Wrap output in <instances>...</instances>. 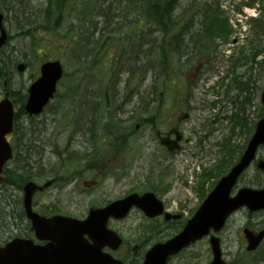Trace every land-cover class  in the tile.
<instances>
[{"label": "rangeland", "instance_id": "rangeland-1", "mask_svg": "<svg viewBox=\"0 0 264 264\" xmlns=\"http://www.w3.org/2000/svg\"><path fill=\"white\" fill-rule=\"evenodd\" d=\"M13 1L17 6H33L32 11H36L35 17L37 15L45 17L47 15L48 6L51 4L49 11L52 15L46 26L47 32L45 34L35 36L34 39L19 37L16 39V37H13L4 48V51L13 48L16 61H27L29 63L28 68L23 73H18L15 69H12V74L7 76V85L9 88L14 91L13 89L17 90L18 87H28L30 82L38 76L40 64L46 60H59L64 71V80L57 89L55 99L51 101L49 109L43 116L33 118L32 122L27 120L23 112L18 116L20 127L24 128L29 126L30 129H35V136L40 134L45 143L44 147L46 152H39L38 155L40 156L32 158L33 160L41 158L42 165H30L34 167L40 166L42 168L60 165L61 167L56 170H62L58 175L61 177L59 181L63 182L64 187L56 185L44 193L37 194L33 199L34 202H36L35 208L38 210H47L50 208L61 214L71 215L75 218H84L90 206L104 205L108 201L122 198L130 192L141 191L147 186L152 185V183L155 184L160 172L162 170H167V175L164 177V184H168L167 189H165V186L162 184H157V186H160L161 191L165 189V191L160 194V199L169 212L178 211L185 218H188L199 203L196 193L192 190L193 188H190L194 186L195 183L194 169H192L191 164H189L191 161V152H181L177 154L176 157L167 156V158L162 160L161 156L165 157L168 153L164 152V150L156 144L147 146L148 143H142L140 132L137 133L139 137L138 140L129 141L128 151L125 148H121L120 150L118 149L117 152H94L96 147L95 137L102 132L106 134L111 132L113 134L112 125L114 123L120 124L122 123L120 120H125L126 108L119 107L122 105L118 102H114L112 98L111 103H114L112 105L105 104L110 101L108 100L101 103V106L92 112L88 108V100L95 102L98 98L97 92L99 86L102 85L105 88L109 87V80L113 77V71L116 69V61L120 59L121 52V49L114 46H108L107 44L99 45L101 48L99 52L111 57L113 60L109 66L107 65L104 67L100 74H97V70L94 67L95 56H89L86 62L82 63L81 61V65H78V56L81 46L86 43L89 38H91L93 44L98 45L93 34L94 26L86 23L84 20V18L91 17L92 12L85 16L82 15V13H80L81 5L76 6L74 2L71 6L73 8L72 10L68 11L67 9L65 11H59L57 9L59 6L58 0H0V7L2 8L3 5L5 11H7V8L11 6ZM76 1L83 2L84 0ZM183 1L185 3H183ZM201 1H214L215 4H219V10L222 11L223 15L228 19L230 25L229 42L235 39L239 41V46L241 48L248 50L250 47L248 42L251 41L259 48L263 47L264 50V32H262L257 39V41L259 40L262 42L257 43L255 41L256 39L253 37V31L258 29V27H256L258 24H253L252 22L249 28L245 23V21L251 17L259 16V14L261 16L260 12L264 10V0H257L253 7H248L249 0H197L198 3ZM188 2L189 0H182V7L186 6ZM177 11L180 12L178 9ZM2 12L5 13L4 11ZM99 13H102V11H99ZM135 14L137 16L139 12L135 11ZM7 15L10 18V14ZM205 22L207 21L205 20ZM4 24L9 35H13L16 22L13 27L8 20L4 21ZM19 24L21 23L19 22ZM117 24L116 26L115 24L112 26L115 27L116 30L112 35L118 40L120 46L126 43L123 35L125 31H128L133 25H136L139 30L141 27L140 21H121L120 18ZM144 26L149 30L148 23ZM154 36H157L158 39L161 38L157 33ZM31 42H36V45L34 46ZM215 42V52L211 55V61L204 60L203 58L208 57L205 55L201 58L203 60L195 62V59H192L188 64H184L182 68L185 69V80H183L182 83L185 85L188 81L191 85H197V89H193L192 98H189L190 104L192 102L193 105L194 101H197L199 105L202 102L203 107H208L211 102H216L213 107L215 108L213 114L218 113V115H222L224 103L222 81L224 80V74L228 65L225 62V56L230 54L226 49L231 48L232 45L230 44L231 46L227 47L225 43L220 40H216ZM237 46L238 43L235 45V49ZM262 57H264V54L260 55V58ZM133 58L138 59L135 56L131 57V59ZM199 62L202 64H198ZM175 63L180 67V62L175 61ZM197 65L201 71L200 74L203 72L204 74L200 78L195 77L192 79L194 69ZM153 66L154 73L159 72V69L156 68L154 64ZM155 70L157 72H155ZM260 74L264 76L261 70ZM162 75L166 76L167 74L160 73L158 79L156 77H149L147 84H157V81L161 79ZM172 77L177 81L179 79L176 75ZM3 82L4 80L2 79L0 81V100L4 96ZM213 82L214 85L209 86ZM140 83L141 82L133 84ZM124 84H126V82L122 80L119 85ZM186 87L187 86H184V88ZM190 94L191 92L188 91V95ZM117 95L116 93L114 96L115 100ZM171 95L173 96V93H171L170 96ZM75 98V102L78 104L73 102ZM167 99L164 107L168 106L171 110L174 109L176 114L174 113L173 117H166L163 119L161 123H158L157 127L149 125L150 128H158L161 131L167 126H173L178 118L183 117L184 110L189 109L188 104V107L184 110L182 107H178L177 110L176 107L172 106L171 98L169 97ZM76 105H78V107ZM18 106H16V110H18L19 113V109H17ZM100 110L106 111L103 115L97 117L98 115H95V113ZM204 114L206 115V112H204ZM86 122L87 126L85 125ZM179 123L180 122H178V124ZM180 127L184 128V139H189L191 122L189 120L183 121ZM87 128L91 129L94 135V139H90L89 143L86 141L85 137ZM82 131L85 138L84 148H82L79 142ZM118 136L117 134V137ZM150 138L151 136H149V140ZM111 139H113V135H111ZM188 146H190V143H182V147L186 148ZM66 149L70 152H68L67 165L65 166L62 164V156H59L61 160L59 163L57 156L53 155L52 152L58 151L61 153L65 152ZM78 153L84 156L82 172L84 173L85 185L81 182L77 184L72 183L73 177L76 176L72 174V171L76 168ZM214 153L215 152H208L205 154L206 166L209 167L213 163L215 158ZM258 156L264 159V148L259 150ZM11 167L12 166L9 168ZM41 173L43 175L38 176L35 169H32V179L39 182H42V180L45 181L44 177L48 174V171L44 173V170H42L39 174ZM6 180L8 181L7 185L4 186L0 184V236L19 232L22 228L21 225L26 222L23 212L21 211V206L17 204V200L20 202L22 198L21 186L26 181H24V177H21L17 172H14V175H11L10 178H6ZM65 181L66 183H64ZM68 181L71 183L70 185H67ZM92 181H99V184L91 185L90 183ZM253 183H264V174L257 172L252 166L244 174L238 186H251ZM13 200L16 201V204H12ZM261 221V215H253L249 218L244 210L236 212L228 219L225 228L218 234L222 241V257L227 263L264 264L262 261L264 256V243L258 252L248 254L245 252V240L242 234L244 226L249 224L255 225ZM144 226H149V224L138 211H133L127 219L114 222L110 226L112 230L119 233L120 236L125 239L130 247L138 244L135 254L128 258V263L130 264H133V262H137L138 264L142 257L143 249L148 248L147 241L151 238L148 237V232L143 234L140 227ZM171 231V227L166 228L163 229L162 234L166 235ZM121 254L122 252L119 250L118 255L120 256ZM210 259L211 253L208 242L203 239L183 252L180 256L172 259L170 264H204L209 262Z\"/></svg>", "mask_w": 264, "mask_h": 264}, {"label": "flooded vegetation", "instance_id": "flooded-vegetation-1", "mask_svg": "<svg viewBox=\"0 0 264 264\" xmlns=\"http://www.w3.org/2000/svg\"><path fill=\"white\" fill-rule=\"evenodd\" d=\"M237 43L238 46L235 49V45H237ZM225 45L227 47L231 46V48L226 49V51L230 52V54L225 56V62L228 65L224 75V81L226 84H223L225 87L223 96L224 104L223 116L220 117V120L216 121L218 118L216 120L207 119L203 111H201L202 102L199 105V102L194 101L193 105L191 102L188 113H184L183 117L178 118L173 126H167L166 128L159 131L153 127L150 128L147 123L149 118L148 99L141 101L131 100V103L128 102V114L124 120L125 133L122 138L119 136L121 141L120 143H122V141L126 143L125 149H127V151L129 150V141L138 140L139 137L137 136V133L140 132L141 141L142 143H148L147 146L150 144H156L157 146L163 148L165 152L173 154V157H176V155L180 154L181 152L189 151L191 152L192 158L197 159L196 162L199 165H202L203 163L206 165V153L215 152L213 163L208 168H206L205 171L202 170L197 176L195 186L196 188L194 192L196 193L198 198L197 200H199V202L203 196V194H201L202 190H207L213 181V169H221L226 171L232 167V165L238 160L244 151L245 139L252 135L256 121L260 119V95L264 87V76L260 74V66L264 64V57L260 58V55L264 54V50H261L255 44H252L248 50H245L239 46V41L235 39H233L231 42H229V40L225 41ZM179 87L180 86L173 85L174 89H178ZM195 87L197 86L195 85L194 88ZM159 89L164 90L165 88L160 87ZM148 93L149 86L142 85L135 97L143 96ZM101 103L103 102H100V104ZM245 104L247 105V109L245 108ZM105 111H97V117L103 115ZM162 113L166 115V111L163 110ZM139 117H141V119L137 120ZM186 120L191 122V133L190 138L187 140L185 139L184 141L185 143H190V146L184 148L182 147L183 136L181 134V131H184V128H181L180 125ZM177 122L180 123L178 124ZM112 131L113 134L111 132H109V134L102 132L95 137L96 147L94 152H117L118 137L113 126ZM111 135H113V139H111ZM149 136H151L150 140ZM79 142L82 145V148H84L85 140L83 137V131L81 133V139H79ZM38 152H46V149H41ZM66 152L70 151L66 149L65 152L59 153L58 151H55L52 152V154L57 156V159H59V156L61 155L63 162H66ZM83 159V154L78 153L76 168L72 171V174H75L76 176L73 177L72 183L77 184L81 182L83 185L86 183L84 179V173L82 172ZM60 167V165L47 166L49 171L52 169H59ZM60 178V176H53L52 173H50L46 181H42L41 183L45 184L49 182L50 187L48 188H52L56 185L63 187L64 184L63 182L59 181ZM64 183H66V181ZM70 184L71 183L68 181L67 185ZM90 184H99V181H92ZM147 191L154 192L152 189H146L142 192ZM157 192L159 194L163 193L160 191V188L157 189ZM35 205L36 202L33 203L35 210H37L41 215H47L45 214L44 209L38 210L35 208ZM164 209L166 211L168 210L165 205ZM171 213L175 216L179 215L178 219L175 221V229L177 232L181 230L182 222L185 223L186 220L192 216V214H190L188 218L184 219V216L178 211ZM255 215H261L263 221L255 224L254 227L249 226V228L251 227L250 229L253 230L260 229V227L262 228L264 222V212H259ZM142 216L149 226L140 228L142 229L143 234L148 232V237L151 238V240L159 234L161 229L164 228V222H169L165 220L164 215H160L153 219L147 218L144 214ZM123 220L110 218L107 222V225L110 229H112L110 227L112 223ZM21 227L22 228L19 230V232L0 236V246L6 245L14 238L28 239L35 246H53V242L50 239H38L36 237V231L31 228L30 223L28 224L25 222L23 225H21ZM203 239L207 242L209 241L208 237ZM151 240H148L147 243H149ZM137 248L138 244L136 245L135 249ZM120 251L122 254L118 256V251L111 249L110 247H104L102 250V252L109 255V257L124 259L125 263L127 261L129 252L134 250L127 243L126 245H123ZM56 252L57 254H53V251L48 254H43L42 258L45 261L43 260L41 264H58L59 258H62L63 255L59 256V251ZM32 263L38 264L36 261ZM65 263L67 264L68 262Z\"/></svg>", "mask_w": 264, "mask_h": 264}, {"label": "water", "instance_id": "water-1", "mask_svg": "<svg viewBox=\"0 0 264 264\" xmlns=\"http://www.w3.org/2000/svg\"><path fill=\"white\" fill-rule=\"evenodd\" d=\"M5 41L6 33L0 27V47ZM23 69L24 65L18 66L19 71H23ZM61 76L62 67L58 61L46 62L41 66L40 77L28 89V97L24 106L27 114L38 115L41 113L43 107L53 97L56 84ZM261 102L264 105V90L261 94ZM12 125L13 106L8 99V95H5L0 101V173L5 162L12 156L11 147L5 139V136L12 131ZM260 145H264V116L256 124L255 132L239 161L218 181L181 233L163 243L152 246L147 251L143 264H166L169 257L178 254L190 243L207 235L210 230L220 231L227 218L242 207H245L249 212L264 209V188H241L235 196H230L240 175L255 159L256 150ZM256 168L264 172V161L258 160ZM36 189V185L32 182L23 187V205L26 216L37 229L52 230L55 232L56 237H58V230L62 232L65 238L63 244H68L69 254L75 256V261H72L73 264L83 263L85 261L82 258L83 255L95 254L106 244L113 245V247H118L121 244V239L115 233L106 229L108 217H124L132 206H136L141 210L161 212V205L153 194L146 193L142 196L131 194L103 209H90L88 217L83 221L61 216H54L45 220L31 210V198ZM151 200L157 206L151 204ZM243 233L247 242V251H254L264 238V229L257 233L244 229ZM85 234L90 237L92 244H88L84 240L83 236ZM108 235L110 237H107ZM209 241L213 258L208 264H226L221 258L219 238L212 235ZM42 251H45V248H34L29 241L15 239L4 248H0V264H31L34 261L33 254H39ZM116 264H121V262L117 261Z\"/></svg>", "mask_w": 264, "mask_h": 264}, {"label": "bare ground", "instance_id": "bare-ground-1", "mask_svg": "<svg viewBox=\"0 0 264 264\" xmlns=\"http://www.w3.org/2000/svg\"><path fill=\"white\" fill-rule=\"evenodd\" d=\"M127 1L134 0H93V4H91L89 10L82 13V15L85 16L92 12L91 15L96 18L95 20L84 18V20L86 23L94 26L93 34L98 45L93 44L91 38H89V40L80 48L78 65H81V61L82 63L86 62L89 56H95L94 67L97 70V74H100L105 66H109V64L113 62L111 57L99 52L101 49L99 45L107 44L108 41L113 37L112 33L115 32V27L112 26H114V24L115 26L118 25L117 23L119 22V18L121 21H140L141 25L140 30L136 27V25H133L135 27L131 26L128 31L123 33L126 43H124V45L121 47L120 59L116 61V69L113 71V77L109 80V87L105 88L100 85L97 92L98 100L96 99L95 102L88 100V108L91 110V112L101 106L100 102H106L110 100L105 104H114L111 103V98L114 102H118L121 105H128V102L131 103V100L141 101L147 99L148 107L165 103V101L168 100L167 98H171V88L165 83L166 76H183L185 69L182 67L184 64L186 65L188 61L195 59L201 54H199V52L194 54V52L199 46H201L209 31V23H198V19L196 17L197 9H188L189 2L192 0H189L188 4L184 7H182V0H179L180 5H176V7H174V15L179 17V22L175 24L176 27H173L170 30H164V28L162 29L161 27L157 28L155 24L157 22L153 21L154 23H152L148 21L143 17L139 7H130L127 5ZM194 1L197 2V0ZM183 3L185 2L183 1ZM200 3L204 2L201 1ZM119 6L121 9L118 8ZM32 7L33 6L29 5L17 6V4H14L13 1L7 13L10 14V18L8 15L7 18L8 21L11 22L12 27L15 22L16 25L14 27V34L8 35L6 38L7 44H9L13 37H16V39L18 37L34 39L35 36H40L47 32L46 26L51 19L52 13L49 11V9H47V15L45 17H40V15L35 17L36 11H32ZM177 9L180 12H178ZM99 11H102V13H99ZM135 11H138L139 15L136 16ZM19 22L21 24H19ZM146 23H148L149 30L146 26H144ZM256 27H258V29L253 32V37L256 39L255 41L257 43H261L262 41H257V39L260 37V34H262L261 29L263 28L260 26V24ZM156 33L161 36V38L158 39L157 36H154ZM165 33H167V35L170 34L173 37L170 36L165 39ZM164 39L165 42L168 40L172 42V44L166 46ZM31 43L34 44V46L36 45V42ZM13 52V48L0 52V73H2V75L8 76L12 74V69H15L18 73H23L28 68L27 66L24 67L23 71L18 70L19 65H29V63L27 61H16ZM132 56H135L138 59H131ZM175 61L180 62V67L177 65V63H175ZM152 63L156 68L159 69V72L155 70L157 73H154V66ZM260 70L264 73V65L260 68ZM160 73L167 75H162L161 79L157 81V84L155 85L147 84L149 77H156L158 79ZM122 80H124L126 84L119 85ZM139 82L141 83L133 84ZM142 85L149 86V95L145 94L143 96L135 97ZM28 87H18L17 90L21 89L23 93H26ZM160 87H164L165 89L160 90ZM3 90L4 96L8 95L9 97L13 98L11 95L12 90L7 85V81L3 82ZM13 90L16 91L15 89ZM116 93L118 95L116 96L115 100L114 96ZM190 97L192 98V94ZM75 101L76 98L73 102ZM76 106L78 107V105ZM95 115H97V112ZM211 119L216 120L217 116H212L210 120ZM87 122L85 123L86 126ZM58 160L60 163V157ZM41 175L43 174H38V176ZM44 178V180H46L48 176L45 175Z\"/></svg>", "mask_w": 264, "mask_h": 264}, {"label": "trees", "instance_id": "trees-1", "mask_svg": "<svg viewBox=\"0 0 264 264\" xmlns=\"http://www.w3.org/2000/svg\"><path fill=\"white\" fill-rule=\"evenodd\" d=\"M256 0H250V4H254ZM59 6L57 7L58 10H72L73 8L71 7L73 5V2H69V0H58ZM76 6L81 5L80 13H84L89 10V7L91 4H93V0H84L83 2H74ZM127 5L130 7H139L143 17L146 18L148 21L156 24L157 28H164V30H170L173 27H176L175 24L179 22V17L174 15V7L179 6V0H134V1H127ZM219 5V4H218ZM217 4L214 3V1L211 2H204V3H197L194 0L189 2V8H196L197 13L196 17L198 20L199 24H206L209 23V31L205 37V40L199 46L194 54L199 52V56L196 58H201L203 57L204 54H213L215 51L216 47V40L224 41L227 37L230 36V25L228 23V19L223 15L222 11L219 10ZM49 7H51V4H49ZM56 7V6H54ZM128 7V6H127ZM118 8L121 9L119 6ZM27 11V10H26ZM90 20L94 19V16L91 15L89 17ZM205 20L207 22H205ZM154 21V22H153ZM254 23L260 24V26L263 28L261 31L263 32L264 30V10L261 12V16L258 19H253L252 20ZM116 31V30H115ZM254 32V31H253ZM165 39L168 37H173L172 35L165 33ZM115 37V36H113ZM164 39V42H165ZM172 42L166 40L165 45H171ZM2 52V50H0ZM195 58V59H196ZM1 71V70H0ZM0 81L3 79L4 82L7 81V76L2 75L0 73ZM169 77L166 76V80H168ZM180 94H182L180 92ZM11 95L17 105L20 106L19 108V113L15 117V126H14V132L11 138V143L13 146L14 150V156L15 160L12 161L10 164L12 165V168H6L4 171V178H3V183L8 184V181L6 178H10L11 175H14V172L20 173L21 177H26V174L28 172L26 171L27 163L30 161L31 158H29V152H31L34 148H36L33 143L35 142L33 140L34 133L29 132V131H24V132H19L18 128V116L20 113H22V105L24 103V93L21 89L16 90V91H11ZM184 102H187L186 98H183L181 96L179 100V104H183ZM159 105L155 106L153 109L157 111L159 109ZM156 114V113H155ZM153 114V117L155 116ZM153 117H150L148 121H151ZM153 123V120L151 121ZM120 129V125L117 124L116 130ZM90 132V130H89ZM41 144L44 145V142L42 141ZM264 262V256L263 260Z\"/></svg>", "mask_w": 264, "mask_h": 264}]
</instances>
